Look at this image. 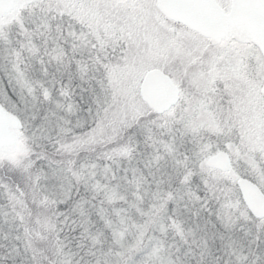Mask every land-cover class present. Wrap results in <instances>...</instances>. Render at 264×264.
<instances>
[{"label": "snow or ice", "instance_id": "1", "mask_svg": "<svg viewBox=\"0 0 264 264\" xmlns=\"http://www.w3.org/2000/svg\"><path fill=\"white\" fill-rule=\"evenodd\" d=\"M0 264H264V0H0Z\"/></svg>", "mask_w": 264, "mask_h": 264}]
</instances>
